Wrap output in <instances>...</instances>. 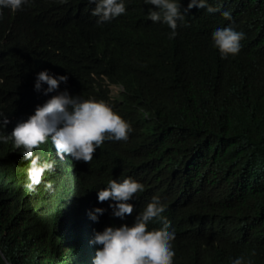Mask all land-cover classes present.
<instances>
[{
  "label": "trees",
  "instance_id": "16d2710c",
  "mask_svg": "<svg viewBox=\"0 0 264 264\" xmlns=\"http://www.w3.org/2000/svg\"><path fill=\"white\" fill-rule=\"evenodd\" d=\"M177 2L183 13L190 0ZM124 3V14L100 24L88 0L0 9V113L10 121L0 133L57 94L34 90L44 70L68 76L59 91L105 101L132 129L127 141L105 140L90 164L60 161L49 138L33 152L54 171L35 190L23 148L0 142V255L7 264H93L95 232L131 226L158 196L175 231L173 264H264V0H207L232 19L193 7L173 39L148 19L156 6ZM230 24L245 38L222 58L212 33ZM128 177L143 191L121 220L98 191ZM97 207L107 211L94 222Z\"/></svg>",
  "mask_w": 264,
  "mask_h": 264
},
{
  "label": "clouds",
  "instance_id": "9594fccd",
  "mask_svg": "<svg viewBox=\"0 0 264 264\" xmlns=\"http://www.w3.org/2000/svg\"><path fill=\"white\" fill-rule=\"evenodd\" d=\"M60 2L65 3L66 0ZM26 3L28 0H0V9L10 8L17 11ZM88 3H95L91 15L97 17V24L110 22L126 12L124 0H88ZM145 4L156 6V10L149 8L148 19L154 23L162 21L167 24L172 30L169 39L176 37L178 21L183 22L185 13L193 7L206 9L208 13L220 12L226 20L232 19L230 11H221L220 7L210 6L207 0H190L183 13L177 0H145ZM244 38L245 34L236 31L231 24L212 33L214 45L222 58L229 54H238L241 49L240 41ZM67 81L66 75L49 74L47 70L39 72L34 90L43 92L45 96L54 92L57 94L51 96L42 106L38 105L34 114L26 121L18 123L11 134L0 133V142L14 141L16 148H23L21 153L25 159L30 160L26 184L29 190H35L46 171H54L55 161L41 162L40 156L33 152V149L39 148L49 138L60 161L65 160L67 155L76 162L90 164L94 153L105 140L127 141L132 130L129 123L105 101H97L95 97L85 100L80 95H71L67 89L59 91L61 82L67 84ZM44 84L47 88H43ZM112 85L115 84H110L109 87ZM9 122L8 117L0 113V127L5 129ZM46 187L51 189V182ZM140 191H143V185L131 177L122 181L112 179L107 187L98 191V201H112L109 203L112 216L124 220L127 215L133 214L134 206L129 201ZM105 211V208H95L89 213L90 219L98 222L99 216ZM164 211L165 206L160 197L153 196L144 210L135 216L131 226H107L102 232H95L94 240L90 243L101 245L102 248L96 251L93 264H173L175 251L172 241L176 238L175 231H169L171 221L161 215ZM153 219L161 223L159 230H149L148 225ZM0 258L4 257L0 255ZM4 259L7 264L6 258ZM233 264L246 262L241 256Z\"/></svg>",
  "mask_w": 264,
  "mask_h": 264
},
{
  "label": "rangeland",
  "instance_id": "374dc122",
  "mask_svg": "<svg viewBox=\"0 0 264 264\" xmlns=\"http://www.w3.org/2000/svg\"><path fill=\"white\" fill-rule=\"evenodd\" d=\"M111 91H112V95H117L118 94V92L120 91V88H119V86H116V85H112L111 86Z\"/></svg>",
  "mask_w": 264,
  "mask_h": 264
}]
</instances>
